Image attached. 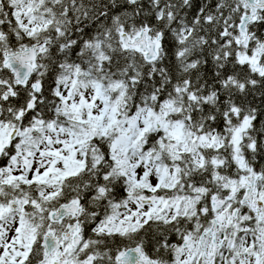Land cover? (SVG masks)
Listing matches in <instances>:
<instances>
[{"label":"snow or ice","instance_id":"obj_1","mask_svg":"<svg viewBox=\"0 0 264 264\" xmlns=\"http://www.w3.org/2000/svg\"><path fill=\"white\" fill-rule=\"evenodd\" d=\"M0 264H264V0H0Z\"/></svg>","mask_w":264,"mask_h":264}]
</instances>
